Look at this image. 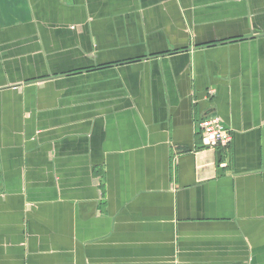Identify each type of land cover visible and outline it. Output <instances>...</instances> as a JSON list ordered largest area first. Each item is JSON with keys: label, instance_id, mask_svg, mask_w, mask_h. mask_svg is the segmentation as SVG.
Returning a JSON list of instances; mask_svg holds the SVG:
<instances>
[{"label": "crops", "instance_id": "1", "mask_svg": "<svg viewBox=\"0 0 264 264\" xmlns=\"http://www.w3.org/2000/svg\"><path fill=\"white\" fill-rule=\"evenodd\" d=\"M0 264H264V0H0Z\"/></svg>", "mask_w": 264, "mask_h": 264}, {"label": "built area", "instance_id": "2", "mask_svg": "<svg viewBox=\"0 0 264 264\" xmlns=\"http://www.w3.org/2000/svg\"><path fill=\"white\" fill-rule=\"evenodd\" d=\"M214 89L210 90L213 94ZM199 128L202 135V144L205 148L215 149L228 147L233 139L231 129L224 123L220 115L211 113L199 121Z\"/></svg>", "mask_w": 264, "mask_h": 264}]
</instances>
